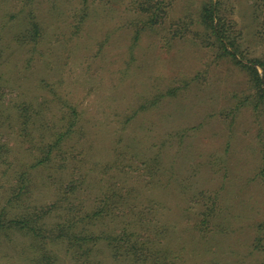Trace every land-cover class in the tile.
<instances>
[{"label":"rangeland","instance_id":"obj_1","mask_svg":"<svg viewBox=\"0 0 264 264\" xmlns=\"http://www.w3.org/2000/svg\"><path fill=\"white\" fill-rule=\"evenodd\" d=\"M137 1L160 8L152 26ZM158 2L0 0V200L21 173L49 204L54 178L105 167L107 187L136 189L168 262L264 264V98L242 67L264 64V0ZM209 4L235 60L204 34ZM61 136L70 171L34 167ZM35 245L0 232V264H45ZM100 249L95 264H131Z\"/></svg>","mask_w":264,"mask_h":264},{"label":"trees","instance_id":"obj_2","mask_svg":"<svg viewBox=\"0 0 264 264\" xmlns=\"http://www.w3.org/2000/svg\"><path fill=\"white\" fill-rule=\"evenodd\" d=\"M159 3L162 4V0ZM135 4L130 9L138 17L143 16L149 27L152 26L161 13L160 8L154 4L142 6L138 1ZM215 10L214 4L207 5L199 16V23L209 34L203 33L214 36L221 49L235 60L227 47L237 52L236 47L227 40V33ZM215 21L217 25H214ZM250 63L242 67L248 72L252 86L264 98L257 71V66L264 68V64ZM73 113L76 115L75 110ZM77 122L72 120L69 131L74 128L76 132ZM63 138L61 136L45 148L34 167L41 170L55 168L59 159L57 168L60 173L69 172L67 166H60V160H69L67 151L62 148ZM152 164L159 165L157 157L152 159ZM104 170L105 167H101L98 171V180L91 178L90 169L77 174L70 171L65 180L54 178L51 186H56L57 193L49 204L34 203L31 180L27 173H21L13 184H8L0 200V232L17 231L29 236L38 248L36 254L45 264H56L58 253L53 248L57 245L80 264H95L101 246L115 260H126L131 264H173L166 260L168 252L157 248L155 233L149 229L153 219H147L144 211L138 208L136 189L107 187ZM146 210L150 212L151 207Z\"/></svg>","mask_w":264,"mask_h":264}]
</instances>
